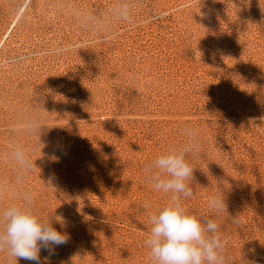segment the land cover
<instances>
[{
	"label": "rangeland",
	"instance_id": "rangeland-1",
	"mask_svg": "<svg viewBox=\"0 0 264 264\" xmlns=\"http://www.w3.org/2000/svg\"><path fill=\"white\" fill-rule=\"evenodd\" d=\"M123 2L0 0V208L27 192L38 216L62 217L68 243L41 264H152L148 215L171 193L144 169L191 128L181 203L220 225L227 264H264V0H127L130 21Z\"/></svg>",
	"mask_w": 264,
	"mask_h": 264
},
{
	"label": "clouds",
	"instance_id": "clouds-1",
	"mask_svg": "<svg viewBox=\"0 0 264 264\" xmlns=\"http://www.w3.org/2000/svg\"><path fill=\"white\" fill-rule=\"evenodd\" d=\"M117 19L131 20V8L127 0L116 9ZM38 120L27 124L31 131L42 129ZM188 142L180 147H172L158 155L144 169L145 181L151 188L163 194L171 193L169 200L157 211L148 215L150 229L144 246L148 249L152 264H227L226 246L220 231V225L213 219L197 217L189 213L181 203V197L190 198L193 192L189 183L193 179L194 168L187 156L198 150L197 132L186 129ZM11 159L27 172L35 165L26 153L16 147ZM8 192V186L0 182V199ZM208 206L217 216L227 211L225 194L214 193L208 200ZM150 205L145 202L144 209ZM45 219L33 210V197L24 192L21 203H11L0 208V251H6L10 257L24 259L32 264H41V251L48 252L50 259L55 249L68 243L66 232L58 231L54 221L66 228L62 217ZM233 223H239L233 217Z\"/></svg>",
	"mask_w": 264,
	"mask_h": 264
}]
</instances>
